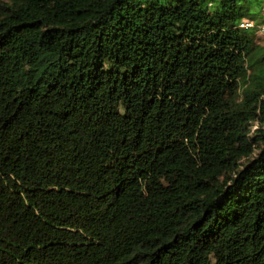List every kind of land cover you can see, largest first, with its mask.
Here are the masks:
<instances>
[{
  "label": "trees",
  "instance_id": "1",
  "mask_svg": "<svg viewBox=\"0 0 264 264\" xmlns=\"http://www.w3.org/2000/svg\"><path fill=\"white\" fill-rule=\"evenodd\" d=\"M264 0H0V264H264Z\"/></svg>",
  "mask_w": 264,
  "mask_h": 264
},
{
  "label": "built area",
  "instance_id": "2",
  "mask_svg": "<svg viewBox=\"0 0 264 264\" xmlns=\"http://www.w3.org/2000/svg\"><path fill=\"white\" fill-rule=\"evenodd\" d=\"M263 17H264V13H263ZM240 27L245 28V29L256 28L258 31V34L264 40V22H261L258 24L255 20L244 19L241 22Z\"/></svg>",
  "mask_w": 264,
  "mask_h": 264
},
{
  "label": "rangeland",
  "instance_id": "3",
  "mask_svg": "<svg viewBox=\"0 0 264 264\" xmlns=\"http://www.w3.org/2000/svg\"><path fill=\"white\" fill-rule=\"evenodd\" d=\"M263 12H264V11H263ZM259 38H260L259 42H260L262 45H264V40L261 38L260 35H259Z\"/></svg>",
  "mask_w": 264,
  "mask_h": 264
},
{
  "label": "clouds",
  "instance_id": "4",
  "mask_svg": "<svg viewBox=\"0 0 264 264\" xmlns=\"http://www.w3.org/2000/svg\"><path fill=\"white\" fill-rule=\"evenodd\" d=\"M264 13V12H263Z\"/></svg>",
  "mask_w": 264,
  "mask_h": 264
}]
</instances>
